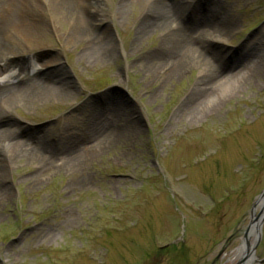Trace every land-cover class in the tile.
I'll list each match as a JSON object with an SVG mask.
<instances>
[{
	"label": "rangeland",
	"instance_id": "1",
	"mask_svg": "<svg viewBox=\"0 0 264 264\" xmlns=\"http://www.w3.org/2000/svg\"><path fill=\"white\" fill-rule=\"evenodd\" d=\"M122 1L97 0L104 21L91 31L105 29L110 39L102 58L80 56L82 42L65 43L69 17L41 4L29 13L42 26L39 45L0 62L21 75L32 66L38 72L60 66L74 88L62 100L13 102L1 127L12 120L19 137L42 129L75 135L84 108L114 100L120 107L113 122L131 128L126 139L87 154L74 173L56 161L32 178L38 159L12 163L0 177L7 191L0 201V264L239 263L234 250L264 189V0H196L194 14L179 20L183 26L213 10L214 24L205 27L214 25L220 36L204 37L200 48L223 53L210 68L223 78L192 120L180 110L199 91L204 70L192 64L162 81L164 60L146 69V54L163 57L160 31L151 27L147 0ZM200 28L201 22L190 31ZM249 57L260 58L251 72L243 68ZM91 143L80 141L74 150ZM259 233L249 264H264L257 262L264 258V218Z\"/></svg>",
	"mask_w": 264,
	"mask_h": 264
},
{
	"label": "bare ground",
	"instance_id": "2",
	"mask_svg": "<svg viewBox=\"0 0 264 264\" xmlns=\"http://www.w3.org/2000/svg\"><path fill=\"white\" fill-rule=\"evenodd\" d=\"M39 1L40 4L36 0H0V62L5 61L11 54H16L15 51L17 50L32 49L39 45L42 26L38 20L33 19L31 15L29 16V13L38 10L41 4L52 13H61L62 15L65 13L69 17V25L63 34L64 42L67 44L82 42L79 51L80 56L93 61L107 54L108 50L105 45L110 40L108 33L105 29L100 34H93L91 31L93 23L104 21L97 7V0ZM138 1L140 0L133 2ZM195 1L147 0V13L152 18L151 27L160 31L161 55L163 57H156V53H148L144 57L145 61L143 60L148 70L152 69L159 61L164 60L162 81L169 80L183 68L190 67L192 64L204 70L198 78L199 91L192 98V101L180 110L181 116L189 120L194 119L195 115L203 110L206 103L212 101L213 84L223 78L222 75L217 77L215 73L210 71L211 60L217 61L223 53L200 48L204 37H211L213 33L218 32L214 30V25H211L213 29L205 27L210 23L214 24L212 22L215 16L213 10H208V15L205 18L200 17L189 24L178 25L179 20L187 13L194 14L192 7ZM131 2V0L122 1L121 6ZM53 20L55 19L53 18ZM200 22L203 28L199 29L198 34H193L190 31L191 28ZM217 36H220L219 32ZM250 59L249 57L243 66L244 71L251 72L257 69L260 58ZM72 89L74 88L69 78L60 66H55L51 71L44 70L42 72H38L36 68L34 70L32 66L29 71L21 75L16 70L8 69L4 64L0 65V177L10 170L13 162L25 155L38 159L40 163L32 178L55 169L56 161L59 162L57 165L60 168L66 167L68 171L74 173L87 154H94L102 150L104 144L110 145L129 136L131 133L129 125L126 124L121 130V127L113 122L112 117L116 113V108L120 107V102L117 100L108 101L104 104V108L100 109L98 107L84 108L80 113L82 116L80 127L75 130L77 134H72L73 136L69 137H64L68 134L67 130L63 138L60 133L50 132V129H42L38 134L28 136L25 134L22 135L23 137H19L18 125L8 119L4 123L7 126L1 127V119L7 117L8 108L13 102H34L40 99L45 101L62 100L71 94ZM109 102L110 104H108ZM86 106L88 104H84V107ZM130 112L132 113L133 110L130 109ZM50 137L53 142L49 139ZM83 140H92V143L87 148L75 151L76 144ZM58 152H65L66 154L64 153L63 157H58L55 160ZM32 178L24 179L30 181ZM6 192L5 189H0V201L1 198L7 197ZM261 201L260 199L256 202L253 210L254 216L257 214L255 211L258 212ZM245 232L247 245L245 242L240 243L233 254V260H238V264H249L254 260V255H250L248 249L253 243L255 233L252 227L248 230L246 228L243 234ZM249 239L252 241L249 242Z\"/></svg>",
	"mask_w": 264,
	"mask_h": 264
},
{
	"label": "water",
	"instance_id": "3",
	"mask_svg": "<svg viewBox=\"0 0 264 264\" xmlns=\"http://www.w3.org/2000/svg\"><path fill=\"white\" fill-rule=\"evenodd\" d=\"M260 199L262 200L261 201V204H260V207L258 209L257 214L254 216L253 215V210L255 208L256 202L259 201ZM263 218H264V189L258 194V196L256 197V200H255V202L252 205L251 210H250V220H249V223H248V226H247V230L250 227H252V229H253V231L255 233L253 243L251 244V246L248 249V253L250 255H253L255 246L258 243V240H259V237H260L259 229H260V225L262 223ZM246 236L247 235H246V232H245L243 234V238H244L243 241L247 245V242H246L247 238H246ZM257 262L258 263H263L264 262V258L258 260Z\"/></svg>",
	"mask_w": 264,
	"mask_h": 264
}]
</instances>
